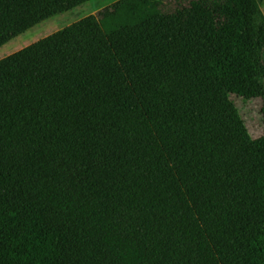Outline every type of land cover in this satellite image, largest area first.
Wrapping results in <instances>:
<instances>
[{
  "label": "trees",
  "instance_id": "16d2710c",
  "mask_svg": "<svg viewBox=\"0 0 264 264\" xmlns=\"http://www.w3.org/2000/svg\"><path fill=\"white\" fill-rule=\"evenodd\" d=\"M71 4L0 11L16 33ZM154 4L0 58V264H264V156L233 98L264 123V0Z\"/></svg>",
  "mask_w": 264,
  "mask_h": 264
},
{
  "label": "rangeland",
  "instance_id": "374dc122",
  "mask_svg": "<svg viewBox=\"0 0 264 264\" xmlns=\"http://www.w3.org/2000/svg\"><path fill=\"white\" fill-rule=\"evenodd\" d=\"M121 1H124V5H128L132 11L140 16L152 11L155 6V0H72L70 6L57 8L48 18L37 25L24 32L16 33L6 30V16L0 11V33H3L6 37V39L0 43V58L42 37L48 36L88 14L96 13L113 3L117 4ZM122 16V18L130 20L131 12H123ZM114 22L117 23V21ZM123 22H125V20H123ZM233 98L241 109L249 129L255 137L256 144L264 156V123L259 103H254L249 107H245L242 100L238 98V95H233Z\"/></svg>",
  "mask_w": 264,
  "mask_h": 264
}]
</instances>
